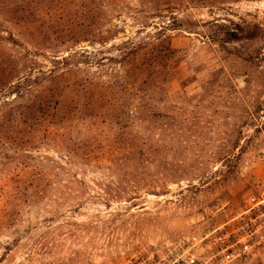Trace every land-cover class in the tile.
Here are the masks:
<instances>
[{
    "label": "rangeland",
    "instance_id": "374dc122",
    "mask_svg": "<svg viewBox=\"0 0 264 264\" xmlns=\"http://www.w3.org/2000/svg\"><path fill=\"white\" fill-rule=\"evenodd\" d=\"M164 3L177 9L153 8ZM100 12L92 0L37 12L35 40L0 18V58L38 51L48 72L71 56L58 72L79 68L95 86L40 124L18 109L23 97L0 94V264H121L233 219L264 178V0H126ZM124 46L174 53L129 92ZM83 52L90 60L73 58ZM24 76L20 65L12 81ZM239 264H264V249Z\"/></svg>",
    "mask_w": 264,
    "mask_h": 264
},
{
    "label": "trees",
    "instance_id": "16d2710c",
    "mask_svg": "<svg viewBox=\"0 0 264 264\" xmlns=\"http://www.w3.org/2000/svg\"><path fill=\"white\" fill-rule=\"evenodd\" d=\"M75 0H0V18L7 23L16 27L17 33L22 37H28L31 39L33 35L31 31H37L36 22L31 18L37 12H44L49 8H58V10L65 11L71 3ZM126 0H92L95 9H100V16L103 18V14L113 17V11L120 10ZM150 5H153L149 2ZM159 3V2H154ZM165 6L160 8V4L153 7L160 13L166 11L168 13H174L173 10L177 9L174 3H164ZM145 12V11H144ZM148 13V12H146ZM145 13V14H146ZM147 14L146 16H151ZM144 16V19H146ZM145 27V26H144ZM119 26L114 25V28L109 30H92L93 37L96 40H100L105 43V38H110L111 32L116 33L114 30ZM227 42L233 41L231 37L238 36L236 34H227ZM75 37V33L71 35ZM86 39V38H85ZM87 41V40H86ZM8 44L17 45L20 41L16 38L14 32H10L9 38L5 40ZM40 44V42H38ZM142 45V44H141ZM19 47V46H17ZM124 48V49H123ZM24 53L17 57L9 56L7 58H0V94L1 93H16L19 98H24L26 103L20 104L18 109H21L27 118L35 124L46 122L49 119L57 117V108L60 107V114L65 113L63 110L69 108L74 99H79L80 96H88L95 89L94 84L90 78L86 76L82 77L83 71L79 68L71 69L67 68L61 72H58L59 67L68 65L71 62V56L62 60H56L55 66L52 70L44 72L40 70V65L36 62L35 58L41 52L30 51L23 48ZM122 53L120 56V62L116 63L123 70L119 75L120 82L119 87L125 88L129 92L139 91L140 86L152 81L155 76L154 72L160 66V59L162 53L169 54L174 53V50L169 46L166 50L157 46H133L128 49L124 46L120 49ZM84 57L86 60H90V55L87 52H83L73 58ZM56 56H53L55 58ZM56 59V58H55ZM168 61V60H166ZM165 61L164 67L167 68L169 64ZM22 62V63H20ZM20 65L24 68L25 76L22 79L17 78L16 82L12 81L18 73ZM104 65V64H103ZM104 67V66H100ZM104 72V70H102ZM103 89V86L98 85L96 90ZM67 95L72 97V100H67L61 106V99L66 100ZM80 100V99H79ZM2 103H0L1 105ZM89 103H86V109H88ZM79 106V104H77ZM56 108V110H55ZM52 115H51V114ZM27 119V120H28Z\"/></svg>",
    "mask_w": 264,
    "mask_h": 264
},
{
    "label": "built area",
    "instance_id": "2783aa9c",
    "mask_svg": "<svg viewBox=\"0 0 264 264\" xmlns=\"http://www.w3.org/2000/svg\"><path fill=\"white\" fill-rule=\"evenodd\" d=\"M264 249V178L245 209L209 231L183 237L121 264H239Z\"/></svg>",
    "mask_w": 264,
    "mask_h": 264
}]
</instances>
